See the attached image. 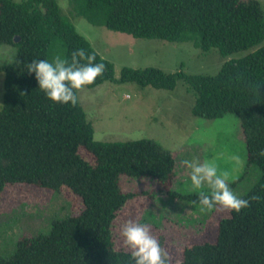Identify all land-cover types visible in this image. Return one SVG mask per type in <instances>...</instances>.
<instances>
[{
	"label": "trees",
	"instance_id": "obj_1",
	"mask_svg": "<svg viewBox=\"0 0 264 264\" xmlns=\"http://www.w3.org/2000/svg\"><path fill=\"white\" fill-rule=\"evenodd\" d=\"M72 11L93 26L125 33L135 39L191 42L202 51L221 56L257 47L222 64L212 76L165 73L156 68H122L120 82L171 90L178 79L195 92L190 113L204 119L231 113L238 117L247 159L245 168L257 170L255 183L240 196L261 197L239 213L229 210L219 220L215 242L186 247L182 264H264V15L256 0H69ZM0 44L15 52L0 63L3 101L0 107V194L7 184H30L52 190L66 188L81 199L76 215L52 221L47 233L17 242L0 264H130L129 251L114 248V220L133 195L123 192L122 177L138 171L148 140L100 142L78 103H53L39 89L35 74L24 67L32 59L56 56L70 59L83 48L96 54L105 71L86 88L111 80L113 67L101 58L62 15L55 0H0ZM262 44V45H261ZM259 86V87H258ZM258 87V89H257ZM79 91V90H78ZM76 92V95L78 93ZM83 147L92 164L78 153ZM169 197L198 207V193ZM218 207V206H217ZM197 210L196 226L214 212ZM162 215V214H161ZM156 224L160 216L147 214ZM164 218V217H163ZM145 221V220H144Z\"/></svg>",
	"mask_w": 264,
	"mask_h": 264
},
{
	"label": "rangeland",
	"instance_id": "obj_2",
	"mask_svg": "<svg viewBox=\"0 0 264 264\" xmlns=\"http://www.w3.org/2000/svg\"><path fill=\"white\" fill-rule=\"evenodd\" d=\"M55 1L76 32L113 67L111 80L93 88L84 87L77 93L78 103L92 125L93 139L148 140L156 146H144L136 176L122 177L120 181L122 191L133 197L113 222L114 248L129 251L120 236L121 225L129 220L147 225L173 264L177 259L182 260L184 248L214 243L218 221L227 217L229 210L218 206L203 225L196 226L200 207L171 198L167 191L183 195L198 193L191 185L190 169L180 165L183 159L200 162L212 159L220 170H228L235 179L240 177L247 153L238 117L231 113L215 119L195 117L190 107L196 94L183 80L178 79L171 90L157 89L120 82V71L124 67L156 68L165 73L212 76L224 62L241 58L257 47L223 57L216 49L202 51L191 42L135 39L89 24L72 11L69 0ZM256 1L264 15V0ZM14 52L12 46L0 44V63L10 62ZM2 101L3 75L0 74V107ZM78 153L93 163L94 157L83 147L78 148ZM234 155H239L240 163L231 159ZM257 178V170L251 168L231 188L240 197ZM81 209V199L63 187L54 194L52 190L30 184L5 185L0 194V257L13 254L22 238L47 233L52 221L76 215ZM147 214L162 219L154 224Z\"/></svg>",
	"mask_w": 264,
	"mask_h": 264
},
{
	"label": "clouds",
	"instance_id": "obj_3",
	"mask_svg": "<svg viewBox=\"0 0 264 264\" xmlns=\"http://www.w3.org/2000/svg\"><path fill=\"white\" fill-rule=\"evenodd\" d=\"M95 61V53L90 54L85 49L78 48L71 53L70 59L59 55L51 62L47 59H32L24 67L29 74H35L39 89L50 101L75 106L76 92L93 84L105 71L104 63ZM258 155L264 157V150ZM231 159L236 163L241 162L239 155H234ZM180 165L190 169L191 185L194 190H199L194 203H198L202 212H211L220 206L239 213L248 208L251 201L261 200L258 195H252L248 199L238 197L230 187V183L235 182V177L228 170H220L212 159H205L203 162L183 159ZM120 236L123 246L130 252V264H173L169 253L161 247L147 225L126 221L121 225ZM175 264H182V261L177 259Z\"/></svg>",
	"mask_w": 264,
	"mask_h": 264
}]
</instances>
